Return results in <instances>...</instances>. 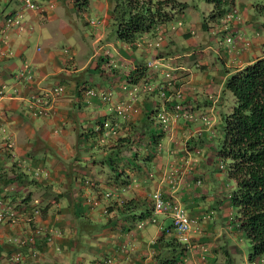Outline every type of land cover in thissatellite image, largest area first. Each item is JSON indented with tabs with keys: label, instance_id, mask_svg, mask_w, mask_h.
Listing matches in <instances>:
<instances>
[{
	"label": "crops",
	"instance_id": "0c3cea01",
	"mask_svg": "<svg viewBox=\"0 0 264 264\" xmlns=\"http://www.w3.org/2000/svg\"><path fill=\"white\" fill-rule=\"evenodd\" d=\"M33 1L42 9L0 0V197L15 211L13 223L0 221V264H225L220 254L234 255L235 248L225 237L209 240L218 214H224L223 199L213 197V189L203 196L192 186L195 170L191 179L185 174V143L194 128L186 127L182 112L198 121L204 95L216 83L222 89L232 69L264 54V37L249 12L253 5L239 1L238 21L230 24L250 37V47L237 44L229 51L213 37L205 43L195 38L203 24L196 12L186 15L187 7L157 23L152 35L125 43L111 24L112 0H89L93 17L76 10L72 0ZM14 11L20 24L2 28L4 16ZM211 54L213 71L205 62ZM201 65L199 72L191 69ZM20 68L28 69V79L17 81ZM56 85L61 90L50 115L33 114L30 96ZM87 87L108 96L86 93ZM173 100L182 111L172 108ZM160 113L168 117L165 124ZM156 189L197 216L186 242L181 240L183 254L174 260L175 241L165 240L177 237L164 232L166 214L137 226L151 213ZM207 206L215 208L214 216ZM34 207L33 223L50 238L34 248L18 246ZM17 249L23 258L11 261Z\"/></svg>",
	"mask_w": 264,
	"mask_h": 264
},
{
	"label": "trees",
	"instance_id": "16d2710c",
	"mask_svg": "<svg viewBox=\"0 0 264 264\" xmlns=\"http://www.w3.org/2000/svg\"><path fill=\"white\" fill-rule=\"evenodd\" d=\"M205 1L211 4L209 18H218L233 6V0ZM260 1L253 5L257 11L264 10V0ZM88 2L72 0L76 10H86ZM112 3L111 24L116 38L125 43L133 42L144 32L152 35L157 23L169 20L172 13L187 5L178 0H112ZM222 89L231 93L233 104L220 116L221 133L214 139L213 157L224 166L227 182L232 183L222 197H226L234 217L226 218L220 213L218 216L220 222L235 225L240 231L238 237L247 238L250 246L247 259L253 261L264 256V54L232 69ZM224 237L230 240L225 234ZM165 241H175L177 251L173 260L183 254V242L173 237ZM224 255L225 264H230L234 255L226 250Z\"/></svg>",
	"mask_w": 264,
	"mask_h": 264
},
{
	"label": "rangeland",
	"instance_id": "374dc122",
	"mask_svg": "<svg viewBox=\"0 0 264 264\" xmlns=\"http://www.w3.org/2000/svg\"><path fill=\"white\" fill-rule=\"evenodd\" d=\"M178 1L186 2L187 8L184 10L186 15L190 16V14H192L193 12H196V14L198 15V20H200V23L203 24L202 28H197L196 31H198L199 35L195 34L196 36L195 38L197 39L202 38V40H204L203 41L204 43L207 40H210L212 37L214 38L216 43L217 41L223 40L222 39L223 32L215 30V21L212 22L210 18L208 17V12L211 10L210 3H208L205 0H178ZM239 1H241L244 4L246 2H249L252 5H254L255 3H261L260 0H234V5H235L234 8L236 10H239V8L241 7V5L239 4ZM229 8L231 7L226 8L224 11L228 10ZM86 10H87V15H89V17H93L95 15L93 10L90 7L87 8ZM249 12L252 14V23H256L257 25L259 24V27H260L259 30L261 31L258 32V34L260 33V35L264 37V10L260 9L257 11L253 6L249 10ZM82 14L85 15L86 11L85 13L82 12ZM177 20L178 18L174 19L173 21L177 22ZM83 25H85V23H83ZM85 28H87L86 25H85ZM259 50L261 51L264 50V40L260 44ZM212 57L213 55L211 54V57H207L205 59V62L207 65L205 66L207 67V70L213 71L214 68L211 65V63L213 62ZM201 66H202L201 68L193 66L191 69L199 72V70L201 71V69L205 67L204 65H201ZM217 66L218 68H220V70H222V64L219 61H217ZM169 78H170L169 80L171 81V77ZM213 88L215 89L213 90ZM208 92H211V93H209V95L205 93L206 95H204L206 97L207 103L205 102L206 104H203V107H205L206 109H204V112H202V113H206L209 116L210 120L207 123H204L201 119H199V116H198L199 120L194 121L192 117H187V114L183 115L184 121L187 122L186 127L191 128V129L194 128L192 135L188 137L189 141H186L185 143L186 148L188 149V151H190L189 153L190 158L193 159L192 160L193 170H191V172L193 173V171L195 170L194 173L196 172L197 174H199L196 177H193L191 181H192V186H196L198 192L202 194L203 196L210 195L208 191L213 189V192H211V195L215 197L216 199L218 198L223 199V201L222 200L220 201L222 202L221 207L224 210L223 213L226 216V218L228 217L233 218L234 217L232 213L233 211H230V209L228 208L226 197H222L224 190L229 188L232 183L227 182L228 180L225 177L224 166L218 167L217 160L213 157L214 139L216 136H218L219 133H221L222 121L220 119V116L222 113L228 112V110L230 109V106L233 104V98L229 91L220 89L217 83H216V86L212 87V89ZM174 102H177L179 104V109L180 111H182L180 108L181 104L178 101L173 100L172 103ZM184 103L187 105L189 102L185 101ZM182 113L185 114L187 112L183 111ZM187 134L188 133H186V135ZM188 142H191V143H188ZM185 174L187 175L188 179L192 178V176L190 175L191 174L190 172L186 171ZM197 177L201 178V182L199 185L194 184V180ZM213 180H216L214 187L212 183ZM202 201L204 202L205 205L207 204V202L204 199ZM208 202L211 203L212 200ZM207 207L208 209H210L209 206ZM210 210H209V213H210ZM214 213L215 212L211 210V214L213 216H214ZM159 217L160 215L157 216V219H159ZM215 219H216L215 217H213L212 219L214 223H215ZM216 222H217V224L215 225L216 229L210 231L209 240H213L216 242L217 236H221V239L224 238V234L229 236L230 240L226 238V242H230L232 246L235 248L234 258L230 261V264H264V256L257 257L253 261H249L247 259V254L250 251L249 242L247 238L244 236L238 237V234H240V231L238 229H235V225L228 226V224L221 223L219 219ZM146 223H152V222H146ZM222 254L223 255L220 254L221 260L225 259V255L223 251H222Z\"/></svg>",
	"mask_w": 264,
	"mask_h": 264
},
{
	"label": "built area",
	"instance_id": "2783aa9c",
	"mask_svg": "<svg viewBox=\"0 0 264 264\" xmlns=\"http://www.w3.org/2000/svg\"><path fill=\"white\" fill-rule=\"evenodd\" d=\"M23 8H29L33 10H41L42 7L39 3L33 1V0H23L22 4ZM215 30L222 31V39L221 41H217L220 45L225 46L226 50H233L236 48V45L239 44L241 49L247 48L250 46L251 39L244 35L243 32L238 31L237 29L231 28L229 25L233 22L238 21V15L237 10L232 6L228 10L224 11L222 14L219 15L218 18H215ZM89 22L92 23V20H89ZM20 24V14L17 11H14L12 13L6 14L3 18L2 22V28H6L8 26L12 25H19ZM212 32V31H211ZM17 81L28 79L30 77V74L28 73V69L20 68L17 73L15 74ZM170 80H167V85L170 84ZM61 87L59 85L53 86L47 93H39L31 95L29 98V106L31 107L32 113L35 115H42L44 117H47L52 112V105L54 102L55 96L60 92ZM86 93L90 94H98L102 98H107L108 92L104 90H99L98 92L91 88L87 87L85 88ZM4 93L2 84H0V95ZM172 108H174L176 111L179 109V104L177 102H174L171 104ZM187 117H192L195 119V116H193L191 113H185L182 115H186ZM199 118L204 122L207 123L210 119L209 116L206 113H201L199 115ZM168 117L164 115V113L159 114V120L161 122L166 123ZM5 147L10 148L11 142L9 140L5 141ZM193 159L190 158L189 162L187 164L186 171L190 172L193 170ZM218 167H222L221 163H217ZM172 170L170 171L169 180L172 183L174 181ZM201 182V178L197 177L194 180L195 185H199ZM108 194V192H107ZM151 201H152V207H151V213L148 215H145L138 223L137 226H140L146 222H155L156 213H162L166 214L170 218V223L167 227L164 228V232L167 234H173V236L177 237L178 240H182L183 242H186V234L187 232L192 228L193 224L197 221V216H192L188 214L179 203L170 201L167 198H164L163 195L159 190H154L151 193ZM38 212V207L32 208L30 213L26 215L25 220L30 222L31 224L26 226V230L22 232L20 236L16 238V243L18 246L20 245H27L31 248H34L39 242L42 241H48L50 238V235L48 232L43 231L40 225L33 223L32 221V215L36 214ZM14 214L15 211L11 207H6L3 205V201L0 197V221H6L9 223L14 222ZM203 218L207 215H202ZM30 248V249H31ZM31 253H34L33 251ZM23 254L22 252L17 249L11 256V261L18 262L22 260Z\"/></svg>",
	"mask_w": 264,
	"mask_h": 264
}]
</instances>
